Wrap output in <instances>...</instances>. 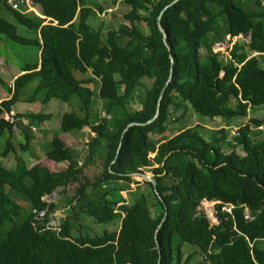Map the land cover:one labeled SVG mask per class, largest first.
<instances>
[{
	"label": "trees",
	"instance_id": "1",
	"mask_svg": "<svg viewBox=\"0 0 264 264\" xmlns=\"http://www.w3.org/2000/svg\"><path fill=\"white\" fill-rule=\"evenodd\" d=\"M8 1L0 0V8L35 38L20 36L0 16V39L38 47L39 60L24 66L9 98L0 102V264H264V118L248 115L264 108V0H123L129 28L105 32L89 24L93 0H27L38 14L25 11V0L18 9ZM240 36L248 41L231 48L220 76L213 47ZM169 77L159 113L146 124ZM32 82V93L23 98ZM41 94L42 103L77 98L79 114L64 113L60 129L72 133L90 126L94 136L83 164L76 150L55 137L44 158L66 164L58 172L28 167L17 155L13 140L29 152L32 124L43 125L48 115L14 114L10 123L4 114ZM93 98L104 101L103 115L90 125ZM134 104L140 108L132 109ZM189 110L219 118L224 127L210 134L181 128L165 138L171 117L180 111L173 120L179 122ZM239 121L244 124L230 139L227 131ZM8 157L13 171L2 163ZM97 157L101 169L87 177L84 170ZM143 170L153 174L155 190L147 183L153 203L138 199L129 205L108 196L118 182L132 183ZM57 189L72 193L67 204L73 213L55 229L47 224L56 204L44 198ZM202 201L218 203V221L199 209ZM224 206L231 212L221 211ZM34 210L44 217L36 219ZM82 213L98 224H119L80 234L74 222Z\"/></svg>",
	"mask_w": 264,
	"mask_h": 264
},
{
	"label": "rangeland",
	"instance_id": "2",
	"mask_svg": "<svg viewBox=\"0 0 264 264\" xmlns=\"http://www.w3.org/2000/svg\"><path fill=\"white\" fill-rule=\"evenodd\" d=\"M91 7L93 8V14L89 20V24L92 25L95 28L102 27L103 32H105L107 29H117L119 26H126L129 28V22L127 20H124L123 16L129 11V8L127 5L124 4L123 0H93L90 3ZM33 12L35 14H38L39 9L37 7L33 8ZM0 16L7 19L9 22L14 24L17 27L18 34L24 38L27 39H34L35 35L32 31H28L26 28L18 25L15 23L13 17L9 15V13L3 9L0 8ZM136 26L143 32L147 33L148 30L144 23L142 22H136ZM241 40L248 41V39L244 36H240L239 38H234L231 40V42H227V38L223 43L214 45L213 52L216 56V64L215 67L221 76L223 74V66L225 65V62L227 61L229 56V52L231 48H234L241 44ZM227 42V43H226ZM264 56V52L261 53ZM203 57V56H202ZM39 60V51L38 47L36 46H26V45H20L16 44L12 41H10L5 36H1L0 39V99L5 100L9 98V92L8 89L12 87L14 79L12 77L19 73L20 70L24 68L27 64H35ZM79 78L80 75H77ZM145 87H149L150 83L149 81H145L144 83ZM35 86V82H32L29 88H33ZM93 86L92 89L94 90L97 86ZM121 88V87H120ZM121 90V89H120ZM33 91V90H32ZM31 90H27V94L25 93V97L32 93ZM31 92V93H30ZM41 98H39L34 103H28V102H20L17 106L18 110L26 111V113L29 114H47L48 115V122L46 126L45 125H37L36 123H33L32 125L35 127L34 131L31 133V138L36 136H40L39 141L32 140L30 145V151L27 153L21 152L19 150L18 143L13 140V144L15 146V149L17 150V155L24 159V162L28 167L34 165L36 161H39L37 159L34 160V156L36 155L37 158H42V153H44L49 148V141L52 138H59L63 139L66 143L71 145H79L80 150L83 152V148H85V151L82 153L83 156L87 154L88 148L87 141H84V137H87V134L84 133L83 136H80L79 134H75L72 137H65V135L62 134V131L60 129V120L61 115L63 113H77L79 114V107L77 98H72L69 102H63L59 99H50L47 103H42V97L43 95H39ZM229 101L233 102L232 99H228ZM0 101V102H1ZM93 107H92V114L90 118V124H95L99 122L100 117L103 115V109L102 105L98 102L103 100H99L97 98H93ZM233 105V104H231ZM132 109H138L140 106L138 104L131 105ZM15 107L13 108V110ZM16 109V110H17ZM15 113L11 111L9 116L14 115ZM180 115V111L176 114L175 117H171V122L169 124L168 131L164 134V137H170L173 134L177 133L181 130V128H187V127H196L199 131L207 132L210 134L214 130H218L222 127H224V121L221 119H214L213 121L206 117H200L199 115L193 113L192 111H188V113L181 119V121L174 123V119L177 118ZM249 118H256V119H263L264 118V108H254L248 112ZM5 117V114H4ZM243 121L235 122L232 124V127H229L228 134L230 139L235 136L236 131L240 126H242L244 123ZM173 123V124H171ZM28 125V124H27ZM25 125V126H27ZM39 126L40 128L36 127ZM45 127H47L45 130H43ZM90 127H86L87 131ZM261 129V128H260ZM43 131V132H41ZM64 133V132H63ZM21 134V133H19ZM41 134L46 135V137H42ZM65 134V133H64ZM79 138L83 139V143L80 144L78 141ZM154 140L159 139V136L153 137ZM87 140V138H86ZM5 143V137H2L0 139V151L3 149ZM76 143V144H75ZM150 158H153V155H149ZM43 159V158H42ZM47 162V161H46ZM46 162L43 164L42 160H40L38 163L45 166ZM92 162V161H91ZM3 165H5L6 168L10 170H14V159L12 157H8L4 161H2ZM8 164V165H7ZM79 164H83V158L79 161ZM101 160L97 157L96 159L93 158V162L87 165V167L84 170V173L87 177H93L95 176L99 170L101 169ZM53 166V165H52ZM51 166V170L54 172H58L62 170L63 168H59L57 166ZM66 166V165H65ZM49 168V167H48ZM50 170V169H49ZM147 177H150L153 179V174L149 170H143L140 174H135L132 176L133 182L127 183V182H118L114 188V191L109 193V197L113 198L116 201H120L121 198L125 201L127 204H132L135 200H140L142 203L151 204L154 202V196L151 193V189L148 186L149 179ZM122 191H119V190ZM117 190V191H116ZM72 196V193L66 192V194H61L60 189H57L56 192H54L51 196L45 197L44 200L47 201H54L56 204V212L54 215L59 218L60 222L61 219L66 218L69 214H72L73 211L70 207H68L67 201ZM122 201V200H121ZM23 204V203H22ZM121 203L117 204V207L120 206ZM213 206L214 212L211 213L209 206ZM216 202L208 203V204H202L200 205L199 209L202 210L203 213L207 215L209 220L212 223H215L216 220L214 219V214L218 213V209L215 207ZM156 210V209H155ZM217 212V213H216ZM53 216V217H55ZM76 224L77 232L84 235H95L103 232L104 230H114L118 226V222L116 221L115 224H98L94 222V219L87 214H80L77 221L74 222ZM188 253V250L185 249V254Z\"/></svg>",
	"mask_w": 264,
	"mask_h": 264
},
{
	"label": "crops",
	"instance_id": "3",
	"mask_svg": "<svg viewBox=\"0 0 264 264\" xmlns=\"http://www.w3.org/2000/svg\"><path fill=\"white\" fill-rule=\"evenodd\" d=\"M19 75H21V70L19 71V73H17L16 75H14L13 77H12V79H15L17 76H19ZM93 85H96L97 87L94 89V91L95 92H97L98 91V83H93ZM33 88H34V86H33ZM33 88L31 89V88H29L28 90H33ZM28 93V92H27ZM26 93V94H27ZM31 93V92H30ZM27 97V96H26ZM25 97V94L23 95V98H26ZM0 101H1V99H0ZM36 102V101H35ZM102 106H103V103H104V101L103 102H101V101H98ZM20 103V102H19ZM19 103H17V104H15L13 107H12V109H11V111H13L15 114H29V113H26V111L24 112V111H20V110H18L17 108V106L19 105ZM22 103H24V102H22ZM15 107V109L13 110V108ZM17 109V110H16ZM64 114V113H63ZM62 114V115H63ZM46 115V114H45ZM61 115V116H62ZM61 121V120H60ZM47 122H48V120L46 121V126H47ZM28 124V121H26V120H22V125H27ZM44 125H45V122H44ZM90 125H93V124H90ZM27 126H29V124L27 125ZM90 127V126H89ZM31 128V127H30ZM47 127H45L43 130H45ZM33 132V131H32ZM41 132H43V131H41ZM20 131L17 129L16 131H15V133H14V136L17 138V139H19L20 138ZM84 133L85 134H87V140H86V138L84 137L83 139H84V141H87L88 142V139H89V137L91 136V137H93L94 136V134H92L91 132H90V128H89V130L87 131V129H86V127H84L83 129H82V131L81 132H72V133H63L62 132V134L63 135H65V137H72L73 135H75V134H79L80 136H83L84 135ZM46 135L47 134H45V135H43V134H41V136L42 137H46ZM85 136V135H84ZM39 139H40V136H36V137H33V139L32 140H34V141H39ZM83 139H81V138H79V142H80V144H82L83 142ZM60 140H62L64 143H65V145H67L68 147H70V148H72V149H74V150H76L78 153H79V155H80V160H81V158H83V160L85 159V156L87 155H84L83 156V152L85 151V148H83V152H82V150H80V148H79V145L78 144H76V145H71V144H68V143H66L63 139H60ZM15 141V140H14ZM50 142V141H49ZM86 148H87V146H86ZM49 149V148H48ZM48 149L44 152V153H42V158H40V155H39V158H37V156L35 155L34 156V160L35 159H37V160H42V162H43V164L46 162V164H45V166L44 165H42V164H39L38 162L39 161H36V163H34V165L35 164H39V165H41V166H44V167H49L48 169H50L51 170V166L53 165H55V166H57V164H55L54 162H52V161H50V160H47V159H45L44 158V155L46 154V152L48 151ZM96 159V158H95ZM93 162V161H92ZM91 162V163H92ZM90 163V162H89ZM90 163V164H91ZM59 166H61V167H59L60 169L61 168H65V165L66 164H64V163H60V164H58ZM52 166V167H53ZM52 171V170H51Z\"/></svg>",
	"mask_w": 264,
	"mask_h": 264
},
{
	"label": "built area",
	"instance_id": "4",
	"mask_svg": "<svg viewBox=\"0 0 264 264\" xmlns=\"http://www.w3.org/2000/svg\"><path fill=\"white\" fill-rule=\"evenodd\" d=\"M8 3H9L14 9H18V7L23 3V0H9ZM25 4H26V6H27V4H29V2H28L27 0H25ZM25 11H26V12L33 11V8L27 6V9H26ZM10 113H11V112H10ZM10 113H9V114H10ZM9 114H6L4 118H5V120H7L8 122L11 123V122H13V119H12V116H13V115L9 116ZM43 125H44V123H43ZM32 131H34V128H32ZM235 131H236V130H235ZM202 204H208V202H206V201H202V202H201V205H202ZM217 204H218V203H216V205H215L216 208H217ZM221 211H225V212H227V213H230V212H231V207H229V206H224V207L221 208ZM33 214L36 215V216H35L36 219H41V218L44 217L45 212H44V211L36 212V211L34 210V211H33ZM53 216H55V215H53ZM53 216H52L50 222L47 224V226H51V227H54V228L56 229V228L60 225V220H59L58 217H56V216L53 217Z\"/></svg>",
	"mask_w": 264,
	"mask_h": 264
},
{
	"label": "water",
	"instance_id": "5",
	"mask_svg": "<svg viewBox=\"0 0 264 264\" xmlns=\"http://www.w3.org/2000/svg\"><path fill=\"white\" fill-rule=\"evenodd\" d=\"M177 1H179V0H174L170 5H173V4L176 3ZM167 7H168V6H167ZM167 7H165L164 10H166ZM164 10H163V11H164ZM161 14H162V12H161ZM161 14H160V15H161ZM159 17H160V16H159ZM157 25H158L159 30H160L161 33H162V40H163V42H165L166 36H165L163 30L161 29V26H160V20H159V19H158V21H157ZM169 81H170V77L168 78L166 84L164 85L163 89H162L161 92H160V95H159V98H158V101H157V106H156V113H155V116L153 117L152 120H150V121L147 122L146 124L150 123L151 121H153V120L157 117V115H158V113H159V110H160L161 100H162V98H163L164 92H165V90H166V87H167ZM131 125H132V124H131ZM131 125H129V126H131ZM129 126H128V127H129ZM147 178L149 179V182L152 183L153 188H154V190H155V182H154V180H153L152 178H150V177H147ZM164 219H165V215H164L162 221H163ZM214 219H215L216 221H218V216H217V214H214Z\"/></svg>",
	"mask_w": 264,
	"mask_h": 264
},
{
	"label": "clouds",
	"instance_id": "6",
	"mask_svg": "<svg viewBox=\"0 0 264 264\" xmlns=\"http://www.w3.org/2000/svg\"><path fill=\"white\" fill-rule=\"evenodd\" d=\"M209 203V202H208ZM217 213V212H216Z\"/></svg>",
	"mask_w": 264,
	"mask_h": 264
}]
</instances>
